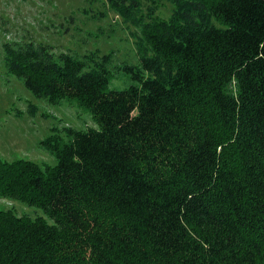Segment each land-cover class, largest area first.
I'll list each match as a JSON object with an SVG mask.
<instances>
[{
    "label": "trees",
    "instance_id": "trees-1",
    "mask_svg": "<svg viewBox=\"0 0 264 264\" xmlns=\"http://www.w3.org/2000/svg\"><path fill=\"white\" fill-rule=\"evenodd\" d=\"M150 54L110 85L45 42L3 45L35 96L95 125L42 142L53 164L0 158V264H264V0H177L145 22Z\"/></svg>",
    "mask_w": 264,
    "mask_h": 264
},
{
    "label": "rangeland",
    "instance_id": "rangeland-1",
    "mask_svg": "<svg viewBox=\"0 0 264 264\" xmlns=\"http://www.w3.org/2000/svg\"><path fill=\"white\" fill-rule=\"evenodd\" d=\"M177 0H0V158H29L53 164L56 157L42 139L50 134L67 139V128L95 123L75 101L56 103L35 96L6 67L5 43L45 42L55 53L69 51L89 68L99 65L112 75L110 85L130 82L124 63L138 65L150 54L143 39L145 22L169 18ZM34 215L41 209L0 197V209Z\"/></svg>",
    "mask_w": 264,
    "mask_h": 264
}]
</instances>
